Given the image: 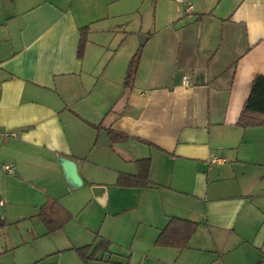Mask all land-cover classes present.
<instances>
[{
    "label": "crops",
    "instance_id": "1",
    "mask_svg": "<svg viewBox=\"0 0 264 264\" xmlns=\"http://www.w3.org/2000/svg\"><path fill=\"white\" fill-rule=\"evenodd\" d=\"M174 1L0 0V129L13 133L0 139V264H264V130L237 125L264 75V0ZM147 2L144 32L127 19ZM145 159L150 186L116 185ZM49 200L70 215L53 232L38 216ZM171 218L197 223L183 249L155 245ZM99 241L95 260L75 251Z\"/></svg>",
    "mask_w": 264,
    "mask_h": 264
},
{
    "label": "trees",
    "instance_id": "2",
    "mask_svg": "<svg viewBox=\"0 0 264 264\" xmlns=\"http://www.w3.org/2000/svg\"><path fill=\"white\" fill-rule=\"evenodd\" d=\"M87 29H80V39L78 43L77 56L80 58L83 54V48L86 41ZM140 57V49L133 55L124 78L123 85L131 87L135 76L137 65ZM237 125L242 128L262 127L264 130V75H256L251 83L250 92L243 105ZM109 136L112 142H116L125 138V134L113 130H109ZM137 173L135 175L120 174L117 178V186L141 188L150 186L148 180L149 160L136 161ZM38 216L42 220L48 232H53L63 227L70 219V215L61 209L54 201H47L39 210ZM197 228V223L179 218H171L165 228L161 230L156 238L155 245L161 247H175L183 249ZM98 244L91 250L90 245H86L75 249L79 257L88 262L94 259V252ZM105 243L107 247L108 243ZM90 251V253H89Z\"/></svg>",
    "mask_w": 264,
    "mask_h": 264
},
{
    "label": "rangeland",
    "instance_id": "3",
    "mask_svg": "<svg viewBox=\"0 0 264 264\" xmlns=\"http://www.w3.org/2000/svg\"><path fill=\"white\" fill-rule=\"evenodd\" d=\"M187 2L189 4H191L189 1H187ZM171 4H173V5L175 4V5H177V7L183 9V7H182L183 5L181 3L177 4L174 1V2H171ZM148 5H149V2H147V4H145V6L140 9L141 16L140 17L138 16V18H139V20L141 18V22H139L138 18H136L137 15H132V16L129 15L128 19H127V22H128L127 24L129 26L137 28V29H138V27H141V28H143L144 32H145V30L148 31L150 28L154 27L155 24H154V18H153V14H152V8L153 7L148 6ZM157 21H159V18H158ZM133 36L134 37H132V38L125 39L126 41L122 43L123 44L122 46H123L124 49L130 50L131 41H135L136 40L137 42H140V35L138 34V31H135V33H133ZM93 260H95V258Z\"/></svg>",
    "mask_w": 264,
    "mask_h": 264
},
{
    "label": "water",
    "instance_id": "4",
    "mask_svg": "<svg viewBox=\"0 0 264 264\" xmlns=\"http://www.w3.org/2000/svg\"><path fill=\"white\" fill-rule=\"evenodd\" d=\"M100 135L107 137V133L105 131H102ZM107 143H109V141H107ZM59 164L64 171V178L67 181L68 185L73 189L80 187L82 185V180L77 172L75 162L70 159L60 157ZM93 190L97 191L99 190V188H94Z\"/></svg>",
    "mask_w": 264,
    "mask_h": 264
},
{
    "label": "built area",
    "instance_id": "5",
    "mask_svg": "<svg viewBox=\"0 0 264 264\" xmlns=\"http://www.w3.org/2000/svg\"><path fill=\"white\" fill-rule=\"evenodd\" d=\"M178 2H183V0H177ZM187 79L186 77H183L182 83L186 85ZM13 135V133L9 132V131H4L0 129V139H6L9 138ZM224 159H219L215 156L211 157V162L212 163H217V162H224ZM4 169L7 171H11L10 167L8 165L4 166Z\"/></svg>",
    "mask_w": 264,
    "mask_h": 264
}]
</instances>
